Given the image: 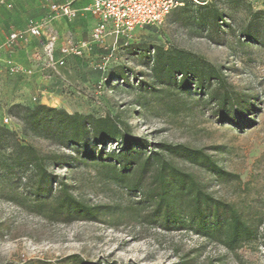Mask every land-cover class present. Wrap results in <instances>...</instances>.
Masks as SVG:
<instances>
[{"label":"rangeland","instance_id":"rangeland-1","mask_svg":"<svg viewBox=\"0 0 264 264\" xmlns=\"http://www.w3.org/2000/svg\"><path fill=\"white\" fill-rule=\"evenodd\" d=\"M69 1L0 0V264H264V0H207L202 11L177 7L162 24L128 36L108 34L92 51L69 55L54 69L41 40L55 34L59 42L63 31L64 40L87 41L93 30L91 18L70 20L49 9ZM214 8L222 22L210 18ZM32 23L43 27V37L29 34ZM14 31L22 37L11 42ZM160 47L185 52L191 62L207 60L225 82L206 93L156 83L150 56ZM214 89L230 96L226 113L233 121L221 120L222 108L207 95ZM37 103L118 115L154 149L168 142L201 150L220 175L186 158L173 162L233 205L253 226L252 235L232 249L188 226L163 228L138 194L75 154L62 165L48 161L49 171L76 196L103 207L98 220L52 217L24 201L31 172L13 166L18 143L34 145L44 156L73 154L55 139L24 132L13 105Z\"/></svg>","mask_w":264,"mask_h":264},{"label":"trees","instance_id":"trees-1","mask_svg":"<svg viewBox=\"0 0 264 264\" xmlns=\"http://www.w3.org/2000/svg\"><path fill=\"white\" fill-rule=\"evenodd\" d=\"M198 1L182 0L183 5L179 8L187 11L189 7L198 5L199 11L207 9L205 5L208 1ZM207 13L200 15L202 21L207 18ZM210 18L222 22L216 8ZM153 51L150 62L156 83L175 84L182 90L195 89L206 93L213 86H221L225 82L221 70L205 59L191 62L185 52L175 54L161 47L153 48ZM207 95L222 108L221 120H234L226 113V107L232 104L229 95H220L218 89ZM13 108L18 110L24 132L52 138L62 147L72 148L73 154L51 157L42 155L37 147L30 144L18 143L12 149L16 154L14 168H29L31 172V192L22 199L50 216L68 220L99 219L103 207L79 198L70 184L60 182L58 176L49 171L48 161L62 165L69 163L75 154L87 164L105 168L109 177L119 182L126 191L138 194L141 198L138 203L144 204L150 211L151 220L163 228L188 226L199 234L224 242L232 249L252 235L253 226L233 205L208 193L193 174L173 162L175 157L186 158L220 175L222 170L201 150L168 142H160L154 149L146 138L133 134L129 124L118 115L97 117L80 112L70 113L43 103L33 106L15 104ZM108 147L110 150H107Z\"/></svg>","mask_w":264,"mask_h":264},{"label":"built area","instance_id":"built-area-1","mask_svg":"<svg viewBox=\"0 0 264 264\" xmlns=\"http://www.w3.org/2000/svg\"><path fill=\"white\" fill-rule=\"evenodd\" d=\"M193 1L199 3L198 0ZM181 5H183L182 0H92L90 4L78 9L73 7L71 1L50 3L49 9L52 14L72 20L81 13H90L97 19V23L92 30L91 38L87 41H76L70 36L67 37L59 48V57L56 55L58 52L57 35L49 34L45 37L41 42L46 63L49 67L57 69L65 64L67 56L84 55L91 51L94 45L103 42L108 34L116 37L128 36L136 28L149 25L158 26L172 10ZM28 32L35 37L44 36L43 27L37 23L30 24ZM21 37L19 32L14 31L10 35V41H18ZM98 88L101 89L102 85L100 84Z\"/></svg>","mask_w":264,"mask_h":264},{"label":"crops","instance_id":"crops-1","mask_svg":"<svg viewBox=\"0 0 264 264\" xmlns=\"http://www.w3.org/2000/svg\"><path fill=\"white\" fill-rule=\"evenodd\" d=\"M75 0H71V2L73 3ZM92 0H84V1H76L74 4H73V7L74 8H78V9H82L83 7H85L86 5L90 4ZM79 17H87V18H91V20L93 21V28L95 27L96 23H97V19L90 13H81L77 18ZM76 31H79V29H76ZM66 32H60V35L63 37H61V41L58 42V52H59V48L60 46L64 43V35H65ZM42 41V40H41ZM95 45L93 46L92 50L94 49ZM91 50V51H92ZM60 53V52H59ZM60 55V54H59Z\"/></svg>","mask_w":264,"mask_h":264}]
</instances>
